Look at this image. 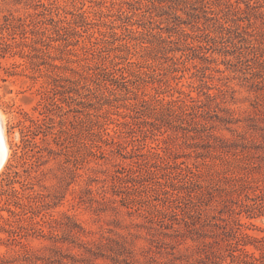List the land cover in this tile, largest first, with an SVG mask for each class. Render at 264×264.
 I'll list each match as a JSON object with an SVG mask.
<instances>
[{"label": "trees", "instance_id": "trees-1", "mask_svg": "<svg viewBox=\"0 0 264 264\" xmlns=\"http://www.w3.org/2000/svg\"><path fill=\"white\" fill-rule=\"evenodd\" d=\"M141 2L161 8L170 3L176 11L189 7L197 10L200 5L205 22L192 32L174 26L176 37L171 33L174 31L167 35L157 31L152 20L149 25L136 28L133 27L135 6ZM85 5L84 0H37L34 10L24 15L10 12L0 16V59L8 53H19L28 59L29 68L35 73L31 76L35 78L43 74V65L61 67L47 59L50 55L46 46H51L52 40H62L52 46L74 54L76 58L69 60L77 62L79 67L76 71L80 76L84 111L83 164L92 158H106L110 152L123 155L126 150L135 161L119 163L112 174V188L126 206L145 210L162 225L173 227L175 223H184L190 230L201 223L206 206L217 202L219 211L233 219L223 230L228 237L226 253H214L211 262L264 264V235L254 237L245 232L239 218L243 212L250 217L264 214V198L260 194L264 186L253 173L245 171L251 159L246 149L240 145H202L205 151L197 152L195 160L190 162L183 159L187 154H180L172 143L175 134L196 133L206 127L203 120H208L209 114L214 111L217 115L209 103L216 94L204 89L208 86L206 76L197 73L203 70L206 74L209 66H200L196 61H208L207 53L211 50L218 46L226 49L230 44L243 47L239 45L242 39H236L243 38L252 49L241 50L245 59L240 61L256 87L264 90L262 0H111L108 10L89 9ZM258 21L263 29L255 32ZM99 23L105 28H99L98 34L92 33L79 49L70 47L80 43V39L74 40V35L84 36L88 25ZM189 63L196 68L193 74L201 80L197 86L189 83L199 88L198 95L181 83L185 71L191 69ZM49 68L46 73L52 80L40 90V103L45 101L47 93L50 97V91L63 87L60 81L66 79L49 74ZM153 79L160 84L152 85L153 92H146L143 87L154 83ZM30 119L32 124L27 128L40 124V119ZM164 134L161 139L159 136ZM36 162L34 159L30 167ZM9 168L0 179V219L5 222L1 228L15 239L44 233L49 222L34 203V185L27 177L18 179L20 172L12 166ZM151 178L155 181H150ZM246 181L255 191L252 203L243 199ZM16 182L21 183V188ZM4 209L8 216L2 214ZM54 229L55 225H50L49 232ZM249 243L258 248V254L247 248ZM4 262L0 256V264Z\"/></svg>", "mask_w": 264, "mask_h": 264}, {"label": "rangeland", "instance_id": "rangeland-1", "mask_svg": "<svg viewBox=\"0 0 264 264\" xmlns=\"http://www.w3.org/2000/svg\"><path fill=\"white\" fill-rule=\"evenodd\" d=\"M84 1L89 9L108 10L107 5L111 6V0ZM36 3L37 0H0V16L10 12L24 15L33 11ZM135 7L133 27L140 25L142 28L152 20L157 31L166 35L174 31L171 33L175 37L174 26L192 32L205 22L200 5L197 10L189 7L177 11L170 3L161 8L141 2ZM262 9L264 11V6ZM257 23L255 32L263 29L262 23ZM99 28H105L103 23L88 25L84 36L74 35V40L80 39V43L70 47L79 49L89 41L92 33L98 34ZM236 39H242L239 45L243 47L230 44L221 49L218 46L207 53L208 61H196L200 66H209L206 74L203 70L197 73L206 76L208 86L204 89L216 94L209 103L217 115L214 111L209 114L208 120H203L206 127L196 133L193 131L188 136L182 132L174 135L172 130L169 133L175 136L172 139L175 150L187 154L183 159L190 162L195 160L197 152L205 151L202 145H240L251 158L245 171L253 173L264 186V90L256 87L250 72L240 61L245 59L240 51L249 52L252 47H247L248 43L240 36ZM51 43L58 45L62 40ZM52 45L46 46L50 55L46 57L61 67L43 65V74L35 78L31 76L35 73L29 68L28 59L19 53H8L0 59V109L6 120L10 147L0 179L12 166L21 174L18 179L31 180L30 184L35 187L34 203L49 222L44 233L15 239L1 228L5 222L0 219V256L4 264H213L214 253H226L228 237L223 230L233 219L228 213L219 211L217 202L206 206L196 228L189 230L184 223H175L173 227L162 225L152 220L145 210L126 206L121 195L112 188V174L118 164L135 161L129 152L125 150L123 155L110 152L106 158H92L88 164H83L81 119L84 111L80 76L76 71L78 63L69 60L76 58L74 54H66ZM189 66L191 69L185 71L181 83L198 95L199 88L189 83L197 86L201 80L193 74L196 68L192 63ZM48 68L49 74L66 79L60 81L63 87L50 91V97L47 93L45 101L40 103V90L52 80L46 73ZM153 81L143 87L146 92H153L152 85L160 84L156 79ZM202 98L206 100L204 95ZM30 117L40 119V124L27 128L32 124ZM164 136L166 134L159 137ZM130 149L131 146L128 151ZM31 155L34 156L31 158ZM34 159L37 162L32 168L30 163ZM15 185L21 188L20 182ZM245 186L243 199L252 203L255 191L248 181ZM260 194L264 198V192ZM2 214L8 216L9 212L4 209ZM239 218L245 232L254 237L264 235V214L250 217L243 212ZM50 225H55L53 232H49ZM247 248L259 253L253 243ZM230 260L228 257L227 262Z\"/></svg>", "mask_w": 264, "mask_h": 264}, {"label": "bare ground", "instance_id": "bare-ground-1", "mask_svg": "<svg viewBox=\"0 0 264 264\" xmlns=\"http://www.w3.org/2000/svg\"><path fill=\"white\" fill-rule=\"evenodd\" d=\"M5 121L6 120H5L4 114L0 109V159L3 156L4 157L6 156L8 158L9 153H10V147L8 145L9 142L7 144V133H6L7 131H6V127H5Z\"/></svg>", "mask_w": 264, "mask_h": 264}, {"label": "water", "instance_id": "water-1", "mask_svg": "<svg viewBox=\"0 0 264 264\" xmlns=\"http://www.w3.org/2000/svg\"><path fill=\"white\" fill-rule=\"evenodd\" d=\"M7 157L5 156H3L1 159H0V170L5 166V164H6V161H7Z\"/></svg>", "mask_w": 264, "mask_h": 264}]
</instances>
